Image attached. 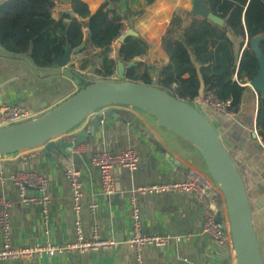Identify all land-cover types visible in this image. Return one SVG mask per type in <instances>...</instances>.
Returning <instances> with one entry per match:
<instances>
[{
  "label": "crops",
  "instance_id": "1",
  "mask_svg": "<svg viewBox=\"0 0 264 264\" xmlns=\"http://www.w3.org/2000/svg\"><path fill=\"white\" fill-rule=\"evenodd\" d=\"M11 1L0 0V8ZM82 1L94 14L107 0ZM117 3L120 14L132 15L128 20L132 27L126 24L127 31L136 27L138 31H134L137 35L150 43V48L138 60L152 65L159 59L162 61L159 64L167 63L161 39L175 12H192V0H157L150 6H146L144 0H120ZM69 7L70 0H56L53 16L57 18ZM135 11L141 13L133 15ZM72 65L81 73H92L97 67L92 65L91 56L72 55L65 67L56 64L39 69L32 64L29 56L10 54L0 46V106L16 104L29 110L34 119L45 116L78 92L79 82L71 74ZM114 107L90 114L78 130L60 139L70 141L81 131L90 133V129L100 121L95 132L90 133L80 146L73 148L70 156L45 152L48 146L59 140L0 156L4 177L0 193L10 204L9 237L13 247L28 248L48 241L58 246L75 244L77 222L85 240H94L97 232L101 240L112 241V246L82 253L67 252L65 256L58 257L44 255L42 258L0 260V264H137L134 250L128 244L132 234L129 198L133 191L138 186L182 182L190 170L208 171L199 149L179 134L159 126L155 117L137 108ZM257 108L258 94L251 88L244 93L241 108L234 117L221 116L209 109H202L201 112L218 131L243 178L253 226L263 254L264 148L253 130ZM108 110L117 114L118 118L108 116ZM126 148L136 151L138 169L130 172L122 166H115V192L104 200L100 195V172L91 158L97 152L119 153ZM66 161L83 175L84 187L78 213L75 212L72 188L65 175ZM20 171H34L47 179L48 223L41 205L21 202L17 187L9 178ZM137 196L143 233L170 238L166 246L148 245L144 248L146 264H236L233 248L218 247L211 236L203 233L204 210L198 205L194 193L162 192ZM97 200L100 207L92 212L90 205ZM220 221H225L224 216ZM4 243V232L0 228V248Z\"/></svg>",
  "mask_w": 264,
  "mask_h": 264
},
{
  "label": "trees",
  "instance_id": "2",
  "mask_svg": "<svg viewBox=\"0 0 264 264\" xmlns=\"http://www.w3.org/2000/svg\"><path fill=\"white\" fill-rule=\"evenodd\" d=\"M144 1L150 6L157 0ZM118 5L107 0L92 14L86 2L70 0L69 9L55 18L56 0H12L0 8V46L10 54L29 56L39 69L55 66L66 47L79 50L76 56H91L97 66L92 73L72 65L78 91L108 80L122 62L126 83L154 86L186 103L212 90L218 99L232 98V109L239 112L244 93L251 90L248 84L260 71L253 41L259 39L264 56V0H205L209 11L224 20L222 25L192 12H175L161 39L168 62L154 66L156 74L138 60L150 48L141 35L119 40L112 56V44L128 18L117 11ZM255 127L264 141L262 93Z\"/></svg>",
  "mask_w": 264,
  "mask_h": 264
},
{
  "label": "water",
  "instance_id": "3",
  "mask_svg": "<svg viewBox=\"0 0 264 264\" xmlns=\"http://www.w3.org/2000/svg\"><path fill=\"white\" fill-rule=\"evenodd\" d=\"M109 1L117 3L120 0ZM192 14L224 24L223 19L209 11L205 0H192ZM128 35L137 33L130 29L120 41L123 42ZM252 45L260 64V71L249 86L257 94H264V56L260 51L259 39L253 41ZM78 51L66 47L65 54L56 63L57 66L68 65L71 56ZM117 74L115 81H94L45 116L0 130V156L45 146L52 139L76 129L91 113L107 106L137 108L155 117L159 126L179 134L199 149L208 172L221 186L226 197L236 264H263L245 183L216 128L195 106L154 86L124 82L125 65L122 62L118 63ZM107 115L118 118L117 114L109 110ZM99 125L100 121L96 122L90 133H94ZM90 133L81 131L70 141L59 139V142L48 146L45 152L54 151L58 156H70L72 149L80 146Z\"/></svg>",
  "mask_w": 264,
  "mask_h": 264
},
{
  "label": "built area",
  "instance_id": "4",
  "mask_svg": "<svg viewBox=\"0 0 264 264\" xmlns=\"http://www.w3.org/2000/svg\"><path fill=\"white\" fill-rule=\"evenodd\" d=\"M88 31V29H86ZM127 33L125 28L122 35ZM119 37L112 44V54L118 46ZM117 72L111 75L108 80H117ZM183 101V100H182ZM184 102V101H183ZM198 110L209 109L212 112L225 116L234 117L235 112L232 109L233 99H218L212 90H205L201 96L194 98L190 103ZM34 120V116L26 108L16 105L7 104L0 106V130L11 128L17 125ZM254 132L264 148V141L258 136V131L254 127ZM92 164L99 170L101 176L100 195L104 200H108L115 192V179L113 168L122 166L130 172L138 169L139 157L132 148L123 149L119 153L110 151H101L93 154ZM65 175L68 178L74 199V209L78 213L80 210L79 200L83 193V175L69 161L64 163ZM10 181L17 187L21 202L25 205L39 204L45 213V222H49L48 203L49 197L48 181L45 177L34 171H20L12 174ZM4 177L0 169V184H3ZM32 190V191H30ZM30 191V192H29ZM32 192H35L32 194ZM162 192H192L197 197L198 205L204 210L203 233L211 236L217 243L218 247H231L234 249V242L231 232L229 219V209L226 202L225 194L221 186L214 180L211 174L206 171L190 170L187 172L182 182H167L153 185L138 186L129 198L130 203V220L132 222V234L128 244L133 248L137 264H146L144 260V248L148 245L157 247L166 246L170 238H162L159 235H148L143 233L141 211L137 203V195L154 194ZM100 207V202L93 201L90 205L92 212ZM10 204L7 199L0 193V228L4 232L5 243L0 248V260L24 259V258H42L44 255L50 257L65 256L67 252L80 251L86 252L91 249L109 248L112 241L101 240L98 233H95L94 240H85L80 229V223L77 222V242L69 246H58L53 242L45 244H35L28 248H15L11 245L9 237ZM225 218L224 222L220 218Z\"/></svg>",
  "mask_w": 264,
  "mask_h": 264
},
{
  "label": "rangeland",
  "instance_id": "5",
  "mask_svg": "<svg viewBox=\"0 0 264 264\" xmlns=\"http://www.w3.org/2000/svg\"><path fill=\"white\" fill-rule=\"evenodd\" d=\"M112 3H114V2H112ZM116 9H118L117 8V6H116ZM134 14L133 15H135V14H138L139 15V13H141V12H138V11H135V12H133ZM127 15V14H126ZM127 19H126V21H125V24H128V25H130L131 27H132V23H130L128 20L132 17V15L131 16H129V15H127ZM136 25V24H135ZM131 29H133V30H136V31H138L137 29H136V27L134 28V26H133V28H131ZM160 62H162L160 59L159 60H156L155 62H154V64L155 65H152V64H150L149 62H147V63H149L148 64V66H149V69H150V71L152 72V74H156V71H155V69L153 68L154 66H156V65H158ZM146 63V64H147ZM157 63V64H156ZM246 105L247 104H245V109H246ZM111 108H115L113 105H111V106H107V107H105V108H103V109H111ZM93 113H96V111L95 112H93ZM93 113H91V114H93ZM82 125H80V126H78L76 129H74V130H78V128H80ZM65 135H61V136H59L58 138H56V140H54L53 142H57L59 139H61V138H63ZM262 252V251H261ZM262 259H263V264H264V253L262 254Z\"/></svg>",
  "mask_w": 264,
  "mask_h": 264
},
{
  "label": "bare ground",
  "instance_id": "6",
  "mask_svg": "<svg viewBox=\"0 0 264 264\" xmlns=\"http://www.w3.org/2000/svg\"><path fill=\"white\" fill-rule=\"evenodd\" d=\"M83 122H84V121H83ZM81 124H82V123H81ZM81 124H80V125H81ZM80 125H79V126H80ZM54 140H56V139H52L49 143H47V145L52 144Z\"/></svg>",
  "mask_w": 264,
  "mask_h": 264
}]
</instances>
